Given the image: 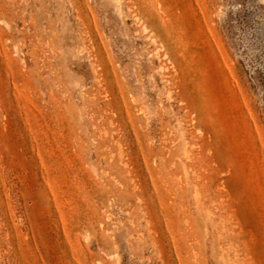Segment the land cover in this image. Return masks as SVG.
<instances>
[{
    "label": "rangeland",
    "instance_id": "rangeland-1",
    "mask_svg": "<svg viewBox=\"0 0 264 264\" xmlns=\"http://www.w3.org/2000/svg\"><path fill=\"white\" fill-rule=\"evenodd\" d=\"M0 264H264V0H0Z\"/></svg>",
    "mask_w": 264,
    "mask_h": 264
}]
</instances>
